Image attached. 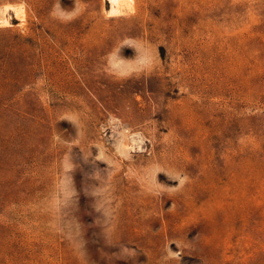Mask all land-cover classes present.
<instances>
[{
    "label": "rangeland",
    "instance_id": "rangeland-1",
    "mask_svg": "<svg viewBox=\"0 0 264 264\" xmlns=\"http://www.w3.org/2000/svg\"><path fill=\"white\" fill-rule=\"evenodd\" d=\"M110 2L0 0V264H264V0Z\"/></svg>",
    "mask_w": 264,
    "mask_h": 264
},
{
    "label": "bare ground",
    "instance_id": "bare-ground-1",
    "mask_svg": "<svg viewBox=\"0 0 264 264\" xmlns=\"http://www.w3.org/2000/svg\"><path fill=\"white\" fill-rule=\"evenodd\" d=\"M118 1H119V0H111L110 3H111V4H112V3H113V4L116 3L115 5H117V6H116V9H117V8H119V2H118ZM112 7H113V6H112ZM113 9H114V8H113ZM113 9H112V11H113ZM114 10H115V9H114ZM116 11H118V9H117Z\"/></svg>",
    "mask_w": 264,
    "mask_h": 264
}]
</instances>
